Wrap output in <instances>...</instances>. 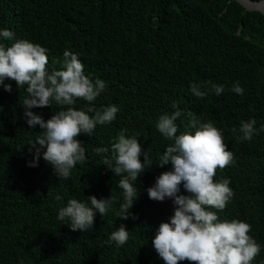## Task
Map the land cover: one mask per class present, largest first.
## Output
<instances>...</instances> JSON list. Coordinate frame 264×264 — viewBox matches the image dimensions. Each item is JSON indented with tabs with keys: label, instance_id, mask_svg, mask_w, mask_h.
Wrapping results in <instances>:
<instances>
[{
	"label": "trees",
	"instance_id": "trees-1",
	"mask_svg": "<svg viewBox=\"0 0 264 264\" xmlns=\"http://www.w3.org/2000/svg\"><path fill=\"white\" fill-rule=\"evenodd\" d=\"M3 29L46 48L49 72L61 67L65 50L76 54L85 74L106 84L91 105L98 110L116 105L119 111L91 136L78 137L86 160L66 180L42 156L36 167L29 166L34 159L30 142L42 129L25 122L26 86L19 89L15 81L5 80L12 86L9 93L0 85V264H164L152 240L159 225L174 215L175 205L171 198L149 199L147 189L172 170L170 163L157 164L171 142L156 122L174 111L173 102L182 110L177 134L194 131L187 127L189 112L222 130L234 160L214 179H228L233 197L217 214L220 221L251 225L249 235L261 247L253 264H264V131L251 141L232 132L250 119L256 128L264 125V14L235 0H0ZM0 43L13 41L0 38ZM207 81L224 85L225 91L203 99L191 94L192 83ZM236 82L243 95L231 91ZM87 106L77 100L72 107ZM59 110L62 106L54 101L32 109L45 121ZM122 129L139 139L152 163L134 183L138 196L129 212L136 219L128 220L116 216L124 203L121 177L102 164L111 153L94 152L110 148ZM180 188L178 194L189 195ZM93 195H113L114 203L105 216L97 213L92 228L72 231L67 219H57L68 200L91 206L87 197ZM121 224L129 232L126 244L106 243Z\"/></svg>",
	"mask_w": 264,
	"mask_h": 264
},
{
	"label": "clouds",
	"instance_id": "clouds-1",
	"mask_svg": "<svg viewBox=\"0 0 264 264\" xmlns=\"http://www.w3.org/2000/svg\"><path fill=\"white\" fill-rule=\"evenodd\" d=\"M0 38L13 41L10 46L0 43V85L9 93L12 86L4 84L5 80L15 81L19 89L26 86L28 95L21 105L25 122L30 128L39 125L42 129L30 142L29 152L34 159L29 166L36 167L42 156L59 178L67 180L71 170L86 160L85 148L78 137L82 134L91 136L97 125L113 122L119 108L108 105L98 110L91 105L106 84L101 79L93 81L89 78L76 54L65 50L61 67L49 72L46 48L26 39H17L15 33L8 29L0 30ZM190 91L196 98L203 99L210 93L220 96L225 88L207 81L192 83ZM231 91L243 95L239 82L232 86ZM77 100L88 102L86 110L72 107ZM52 101L62 106V110L55 112L47 121L32 111L33 108L52 106ZM172 108L174 111L160 115L156 122L158 132L171 142L157 164L164 167L170 163L172 170L161 173L154 185L147 189L149 199L163 202L171 198L175 205L169 222H162L155 232L152 245L156 253L164 264H180L181 261H188L189 264H253L261 247L249 235L251 225L235 219L220 221L217 214L233 197L228 179H214L217 170L225 169L234 160V154L224 142L222 130L211 121L202 123L189 112L192 119L187 127L194 131L177 134L175 122L182 115V110L176 102H173ZM255 124L254 119L242 121L239 129L233 128L232 132L242 134L237 137L239 140L251 141L254 135L264 131L263 124L259 128ZM126 133L127 129H122L110 148L94 149L98 155L111 153L104 156L102 164L115 176L121 177L118 187L123 190L124 203L116 212L121 220L136 219L129 212L138 196L134 183L152 165L139 139ZM181 184L189 195L178 194ZM57 199L61 197L57 196ZM87 200L91 206L77 199L68 200L67 205L59 209L57 219H67L72 231H86L93 227L97 213L101 217L108 213L114 196L97 199L93 195ZM128 238L129 232L121 224L106 243L115 242L119 247L126 244Z\"/></svg>",
	"mask_w": 264,
	"mask_h": 264
},
{
	"label": "water",
	"instance_id": "water-1",
	"mask_svg": "<svg viewBox=\"0 0 264 264\" xmlns=\"http://www.w3.org/2000/svg\"><path fill=\"white\" fill-rule=\"evenodd\" d=\"M241 4L248 11H257L264 14V0L251 1V0H235Z\"/></svg>",
	"mask_w": 264,
	"mask_h": 264
}]
</instances>
